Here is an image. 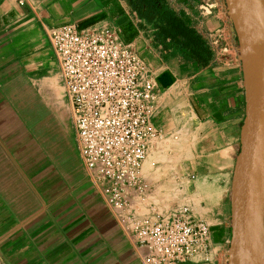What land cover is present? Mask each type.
<instances>
[{
    "label": "crops",
    "instance_id": "1",
    "mask_svg": "<svg viewBox=\"0 0 264 264\" xmlns=\"http://www.w3.org/2000/svg\"><path fill=\"white\" fill-rule=\"evenodd\" d=\"M165 2L199 36L201 6H213L205 26L212 34L225 27L233 49L212 52L210 63L201 65L131 0H0V264H145L146 250L123 230L80 157L71 152L64 166L55 158L61 138L70 139V126L76 140L46 33L64 25L115 30L156 82L152 124L158 135L148 144L141 171L148 189L135 199L133 216L155 223L177 208H195L183 197L203 190L198 180L224 185L229 219L213 231L214 256L188 264H233L235 182L247 109L235 24L226 0ZM148 161L152 166L144 169ZM262 209L264 225V191Z\"/></svg>",
    "mask_w": 264,
    "mask_h": 264
},
{
    "label": "built area",
    "instance_id": "2",
    "mask_svg": "<svg viewBox=\"0 0 264 264\" xmlns=\"http://www.w3.org/2000/svg\"><path fill=\"white\" fill-rule=\"evenodd\" d=\"M213 10L201 6L197 31L212 52L228 54L233 47L226 28L212 34L205 26ZM159 24L155 22L158 30ZM46 33L63 78L81 163L123 230L146 250L144 263L188 264L207 258L213 231L188 210L152 224L132 214L135 199L148 189L141 171L148 144L158 135L152 124L156 82L146 62L113 29L91 32L64 25Z\"/></svg>",
    "mask_w": 264,
    "mask_h": 264
},
{
    "label": "water",
    "instance_id": "3",
    "mask_svg": "<svg viewBox=\"0 0 264 264\" xmlns=\"http://www.w3.org/2000/svg\"><path fill=\"white\" fill-rule=\"evenodd\" d=\"M248 5L250 43L232 4L229 9L239 32L247 95L245 135L235 182L233 264H264V0H248Z\"/></svg>",
    "mask_w": 264,
    "mask_h": 264
},
{
    "label": "rangeland",
    "instance_id": "4",
    "mask_svg": "<svg viewBox=\"0 0 264 264\" xmlns=\"http://www.w3.org/2000/svg\"><path fill=\"white\" fill-rule=\"evenodd\" d=\"M227 1L228 0H226V2ZM227 6L230 10L232 9L230 3H227ZM231 13L233 12L231 11ZM235 31H236L237 39L239 41V37H238L239 32L236 25H235ZM61 83L63 87V93L66 95L62 78H61ZM65 106L68 110L67 102L65 103ZM70 130L72 133V134L70 133L71 134L70 139L69 138L66 139V137L61 138L60 145L62 150L60 153H57L55 157L61 160L63 166L64 164H66V162L69 161L71 152L74 153L76 158L77 155L79 158L77 144H76V140L74 141V135L71 126H70ZM63 136L65 135L63 134ZM48 138L50 139V136H48ZM51 169L54 170L53 167H51ZM212 184L213 183H210V185L207 186L205 183H203V181L201 182V180H198L197 188L208 191L206 192L201 190L200 192H198L193 196L185 194L183 198L187 200L191 199V201H194L196 204L195 208L189 206L188 207L183 206L181 208L175 209L174 214L178 212H183L184 210H188L194 218L198 220H202L207 225H209L212 231H215L217 228H219V224H221V222L227 221L229 219V191L228 188H226L224 185L216 186ZM215 248L216 246L215 244H213L210 251V254L212 256L209 257L210 256L209 254L208 256L209 258L207 257L209 260L212 259V257L214 256L213 254ZM199 257H203V256H199Z\"/></svg>",
    "mask_w": 264,
    "mask_h": 264
},
{
    "label": "trees",
    "instance_id": "5",
    "mask_svg": "<svg viewBox=\"0 0 264 264\" xmlns=\"http://www.w3.org/2000/svg\"><path fill=\"white\" fill-rule=\"evenodd\" d=\"M135 9L148 20L159 22L160 33L180 48L187 50L201 65H208L212 51L201 36L189 27L175 12L161 5V0H131ZM219 240L215 236V242Z\"/></svg>",
    "mask_w": 264,
    "mask_h": 264
},
{
    "label": "bare ground",
    "instance_id": "6",
    "mask_svg": "<svg viewBox=\"0 0 264 264\" xmlns=\"http://www.w3.org/2000/svg\"><path fill=\"white\" fill-rule=\"evenodd\" d=\"M233 9L236 11L241 27L245 32L247 43H250L251 30H250V13L248 0H230ZM144 164V163H143ZM152 164L149 161L145 164L144 169L151 168Z\"/></svg>",
    "mask_w": 264,
    "mask_h": 264
}]
</instances>
